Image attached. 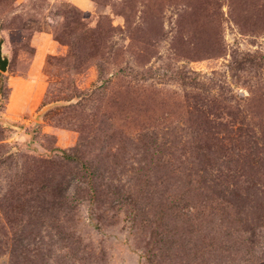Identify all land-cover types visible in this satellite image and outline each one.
<instances>
[{
  "label": "rangeland",
  "instance_id": "374dc122",
  "mask_svg": "<svg viewBox=\"0 0 264 264\" xmlns=\"http://www.w3.org/2000/svg\"><path fill=\"white\" fill-rule=\"evenodd\" d=\"M0 37V264H264V0H0Z\"/></svg>",
  "mask_w": 264,
  "mask_h": 264
},
{
  "label": "water",
  "instance_id": "95a60500",
  "mask_svg": "<svg viewBox=\"0 0 264 264\" xmlns=\"http://www.w3.org/2000/svg\"><path fill=\"white\" fill-rule=\"evenodd\" d=\"M3 42V38L0 37V70L5 72L8 69L9 57L8 54L4 53L3 51Z\"/></svg>",
  "mask_w": 264,
  "mask_h": 264
},
{
  "label": "trees",
  "instance_id": "16d2710c",
  "mask_svg": "<svg viewBox=\"0 0 264 264\" xmlns=\"http://www.w3.org/2000/svg\"><path fill=\"white\" fill-rule=\"evenodd\" d=\"M59 151H60L61 153H63L66 157H70L69 154H68L67 152H65L64 150L59 149Z\"/></svg>",
  "mask_w": 264,
  "mask_h": 264
}]
</instances>
